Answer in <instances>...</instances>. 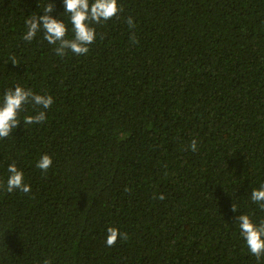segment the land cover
<instances>
[{"label": "trees", "instance_id": "16d2710c", "mask_svg": "<svg viewBox=\"0 0 264 264\" xmlns=\"http://www.w3.org/2000/svg\"><path fill=\"white\" fill-rule=\"evenodd\" d=\"M50 2L72 39L63 0H0V102L16 85L54 99L44 123L0 139V181L14 162L31 186L0 189V264H264L236 221H264L251 200L264 184V0H119L89 52L64 57L43 31L23 39ZM112 226L128 236L108 247Z\"/></svg>", "mask_w": 264, "mask_h": 264}, {"label": "clouds", "instance_id": "9594fccd", "mask_svg": "<svg viewBox=\"0 0 264 264\" xmlns=\"http://www.w3.org/2000/svg\"><path fill=\"white\" fill-rule=\"evenodd\" d=\"M65 13L70 14L69 19L74 37L67 38L68 25L64 20H60L51 15L55 10V5L50 2L43 6L44 15H29L25 20L26 31L23 39L31 42L39 32L43 31V39L55 46L54 50L60 57H64L69 51L76 55L87 54L90 45L95 43L97 32L94 24L107 22L123 11V5L119 0H63ZM39 7L40 4H39ZM127 24L130 28L135 27L134 18L129 16ZM132 42H136L135 34L131 37ZM13 64H17L15 57L10 58ZM54 103L51 95L35 93L31 88H24L16 85L8 88L3 94L0 102V139L12 135L13 130L18 128L21 120L24 126L42 124L47 120L46 110ZM38 107L39 110L34 115H26L23 119L20 114L25 111L27 105ZM192 151L197 150V141L193 139L188 146ZM53 165V158L49 154H43L38 160L36 167L43 172H47ZM9 175L6 184L0 181V189L8 193L20 191L22 193L31 192L30 184L25 182L24 173L18 168L16 163H12L7 169ZM158 199H165L164 194H160ZM251 200L264 209V184L251 192ZM232 210L237 211L234 203ZM239 224L240 234L244 239L249 252L259 261L264 258V221L256 223L248 214H241L236 217ZM128 234L121 232L119 228L112 226L107 229L106 244L108 247L116 245L119 239H127ZM44 264H51L45 260Z\"/></svg>", "mask_w": 264, "mask_h": 264}]
</instances>
